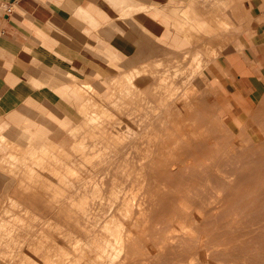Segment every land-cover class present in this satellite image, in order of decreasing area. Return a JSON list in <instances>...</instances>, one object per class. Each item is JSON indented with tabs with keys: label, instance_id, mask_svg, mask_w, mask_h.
<instances>
[{
	"label": "bare ground",
	"instance_id": "1",
	"mask_svg": "<svg viewBox=\"0 0 264 264\" xmlns=\"http://www.w3.org/2000/svg\"><path fill=\"white\" fill-rule=\"evenodd\" d=\"M186 39L183 63L202 41ZM139 46L154 48L146 38ZM227 59L231 66L236 56ZM208 64L173 75V96L164 85L133 99L118 84H80L86 103L66 111L85 132L62 158L76 174L14 190L19 209L0 211V264H264V134L237 139L222 63ZM152 106L159 111L149 114Z\"/></svg>",
	"mask_w": 264,
	"mask_h": 264
},
{
	"label": "rangeland",
	"instance_id": "2",
	"mask_svg": "<svg viewBox=\"0 0 264 264\" xmlns=\"http://www.w3.org/2000/svg\"><path fill=\"white\" fill-rule=\"evenodd\" d=\"M167 2L162 7L144 3V8L155 9L153 14L163 13L169 18L170 36H173L171 38L179 36L184 39L182 47L170 46L171 44L167 43L164 47L168 49V52L164 54L162 52L154 58L146 59L145 63L136 65L139 61L132 62L133 59L129 54L130 50L136 49L135 43H126L120 37V33L112 29V35L116 33L119 35L117 44L100 41V45L95 47V58L89 62V68L79 66L75 54H72L74 52H71L67 58L53 54H35L33 71L28 82L31 84L33 95H36L40 101L38 105L45 106L59 115L57 102L67 97L61 96L59 89H67L72 85L73 93L77 95L73 99V105L76 104L77 107L81 103H86L89 93L87 90L80 91V84L89 82L100 90L101 88L109 89L110 86L118 84L123 87V96L133 99L137 98L136 94L148 85L154 87L159 85L161 89L164 85L166 86L163 88L164 93L173 96L176 94V90L170 86L173 75L179 72L186 74L191 71H205L211 59L217 67L218 62L222 63V68L225 70L221 69L220 75L225 86L223 100L224 104H229L233 110L234 120L231 124L235 129L237 124H240L236 135L240 137L237 139L241 143L248 144L249 139L244 137L256 136L258 132L264 134L262 119L264 113L256 115V109L264 101V0H167ZM208 6H210L209 11ZM210 8H213L212 11ZM196 9L198 11L201 9L202 15ZM210 14L213 18L209 16ZM208 17L209 19L211 17L210 20L213 21H210ZM201 34L202 38L206 37L204 41L200 38ZM215 34H220L221 38L214 44V41L209 40V36L212 37ZM187 35L191 38L195 37L196 41L202 39L198 44L201 49L197 47L196 54L193 53L190 59L183 63L182 54L191 46V42L186 39ZM217 53H220V56ZM230 56H238L240 65L248 66L249 78L238 76L239 74L228 62L227 58ZM68 73L74 75L68 77ZM130 74L135 76L131 78ZM138 74L139 76H136ZM253 98L254 103L247 101H253ZM232 102L237 105L233 106ZM157 111L159 110L152 106L149 107L148 113ZM0 112V133H8L13 124L8 122L9 116L6 117L2 111ZM32 112L34 111H31L34 117ZM72 117L59 119V128L63 129V133L57 139L49 134H40L43 130L38 129L40 133L33 131L21 142L15 140L14 144L8 142L7 145L0 144L1 169L7 173L5 180L8 183V185L4 184L5 188L4 186L0 188V211L4 209L9 211L10 206L14 204L16 206L11 207L14 210L19 209L17 202L20 201L21 194H16L14 190L20 191V187H25L31 180L55 183L57 180L74 178L75 166L68 170L62 158L65 151L72 148L71 141L77 137L75 135L84 133L85 128L78 119ZM8 149H10L9 152H7ZM57 195V192L51 195V200L59 201V195ZM183 252H186V249ZM189 260L191 261V258L184 263L188 264Z\"/></svg>",
	"mask_w": 264,
	"mask_h": 264
},
{
	"label": "crops",
	"instance_id": "3",
	"mask_svg": "<svg viewBox=\"0 0 264 264\" xmlns=\"http://www.w3.org/2000/svg\"><path fill=\"white\" fill-rule=\"evenodd\" d=\"M144 3L162 7L168 2L0 0V111L6 117L9 116L8 122L13 124L8 133H0V144H14L17 140L21 142L33 131L40 133L38 129L43 130L40 134H49L57 139L63 133V129L59 128V119L73 118L66 111V108L76 109L73 99L77 95L73 93V85L67 89H59L61 96H67L65 100L57 102L59 115L38 105L40 101L33 95L28 82L35 54H53L67 58L74 52L72 54H75L79 66L89 68V62L95 58V47L100 45V41L117 44L119 35H112V29L120 33L126 43H135L136 49L129 53L131 59L138 56V53L147 56L137 60L139 62L136 61V65L145 63L146 59L154 58L162 52H168L164 47L167 43L182 47L184 39L170 36L169 18L163 13L153 14L156 10L144 8ZM8 5L14 6L12 12L7 11ZM142 38H146L154 48L139 46ZM231 66L239 77L249 78L250 69L244 64L240 65L238 56ZM73 75L68 73L67 76ZM31 111H34V117ZM4 135L7 139H3ZM9 151L10 149L7 152ZM0 171L6 173L1 169V162Z\"/></svg>",
	"mask_w": 264,
	"mask_h": 264
},
{
	"label": "built area",
	"instance_id": "4",
	"mask_svg": "<svg viewBox=\"0 0 264 264\" xmlns=\"http://www.w3.org/2000/svg\"><path fill=\"white\" fill-rule=\"evenodd\" d=\"M6 9H7L8 12H12L13 9H14V6L13 5H8Z\"/></svg>",
	"mask_w": 264,
	"mask_h": 264
}]
</instances>
